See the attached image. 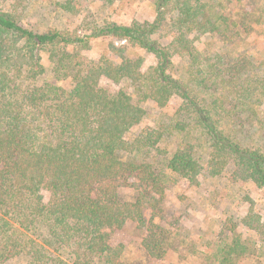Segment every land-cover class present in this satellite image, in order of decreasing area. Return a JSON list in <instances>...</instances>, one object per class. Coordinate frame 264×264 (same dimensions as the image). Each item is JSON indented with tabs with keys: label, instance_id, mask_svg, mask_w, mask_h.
<instances>
[{
	"label": "trees",
	"instance_id": "1",
	"mask_svg": "<svg viewBox=\"0 0 264 264\" xmlns=\"http://www.w3.org/2000/svg\"><path fill=\"white\" fill-rule=\"evenodd\" d=\"M34 3L0 6V264H125L109 237L129 222L149 263L173 252L182 264H258L264 244L255 260L244 231L264 237L247 193L264 190V0H154L153 21L94 22L87 40L48 13L30 21ZM83 6L57 0L53 13ZM99 38L127 42L110 45L118 60L87 65L69 51ZM128 47L156 63L144 70ZM150 106L156 125L138 132ZM183 182L225 216L214 240L168 218ZM238 200L251 204L245 216L220 207Z\"/></svg>",
	"mask_w": 264,
	"mask_h": 264
},
{
	"label": "rangeland",
	"instance_id": "2",
	"mask_svg": "<svg viewBox=\"0 0 264 264\" xmlns=\"http://www.w3.org/2000/svg\"><path fill=\"white\" fill-rule=\"evenodd\" d=\"M84 9L81 14L78 15H65L59 20V12L53 13L57 0H36V3L28 6L25 10L30 21L35 23L34 16L37 17V13H48L54 21H59L58 27L64 29H70L71 31H77L78 36L85 38L91 35L89 31L92 28L94 22H117L120 24H132L134 21L144 23L146 21H153L155 18V8L153 7L154 0H123L122 2H116L114 4H101L97 0H82ZM0 6L2 9L14 10L15 0H0ZM21 10V9H20ZM37 11V12H36ZM24 12V11H21ZM36 12V13H35ZM34 15V16H33ZM32 16V17H31ZM256 41L257 46L262 49L264 47V38H258ZM117 41L110 40L108 38L89 39L88 45L77 48H69L70 53L77 59L83 61L87 65H99L101 62H114L118 60L116 56L110 50V45ZM126 56L129 58L143 57L145 59L144 70H147L150 66L156 63L153 56L148 55L146 52L128 47ZM44 64L49 67V58L44 55ZM66 97L69 98V91L71 85L65 84ZM100 86L109 92H116L117 86L111 81L102 79ZM181 101L175 98L169 104V107L164 110V114L168 116L174 115L175 111L180 107ZM149 118L138 127V132L145 129L146 127H155V120H158L159 115L153 106H150ZM171 118V117H170ZM136 130V131H137ZM150 158L149 160H151ZM49 187L45 188L46 199H49ZM200 191V190H199ZM177 198L169 195L168 204L165 205L167 212L169 213L168 218L172 215L175 219L185 220L184 226H187L190 232L195 237L203 236L204 238H211L214 240L218 233V223L220 220L226 219L225 216H220V213L214 209L218 208L210 205L207 201V195L196 194V189L192 188L188 182H183L177 189H175ZM247 193L252 201L253 210L262 217V223L264 224V190L257 188L247 189ZM125 198H131L136 191L133 188H127L122 191ZM224 203V201H223ZM193 207L198 209V213H194ZM224 209L232 208L234 212L237 211L240 215L245 216L248 210L251 208L246 200H238L233 204L227 206H220ZM193 218V219H192ZM192 220V221H191ZM170 222V221H169ZM173 222V221H171ZM170 222V223H171ZM198 222V224L196 223ZM199 225V226H198ZM201 231L198 232L197 228ZM244 236H252L251 247L254 252L255 260H257V254L262 250L264 244L263 236H255L252 232L244 231ZM145 236V232L139 230L133 222H129L121 230H115L110 233V243L112 246L117 247L124 245L126 250L124 254L127 255L128 261L125 264H182L178 253L170 252L168 256L162 262L152 261L149 263L140 252V244ZM191 263V261H190ZM18 264H27L25 259H21ZM193 264H198V262ZM239 264H253L249 261H241ZM258 264H264V257L259 259Z\"/></svg>",
	"mask_w": 264,
	"mask_h": 264
},
{
	"label": "built area",
	"instance_id": "3",
	"mask_svg": "<svg viewBox=\"0 0 264 264\" xmlns=\"http://www.w3.org/2000/svg\"><path fill=\"white\" fill-rule=\"evenodd\" d=\"M126 41H117V43H116V45L117 46H124V45H126Z\"/></svg>",
	"mask_w": 264,
	"mask_h": 264
}]
</instances>
